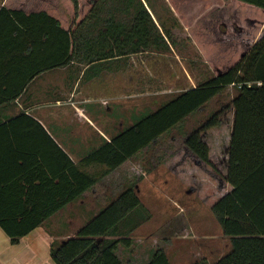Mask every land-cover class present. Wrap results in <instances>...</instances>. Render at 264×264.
Listing matches in <instances>:
<instances>
[{"label":"trees","instance_id":"trees-1","mask_svg":"<svg viewBox=\"0 0 264 264\" xmlns=\"http://www.w3.org/2000/svg\"><path fill=\"white\" fill-rule=\"evenodd\" d=\"M71 2L70 26L63 13L59 19L46 12L2 8L0 37L17 42L11 46L15 64L8 67L29 70V81L43 71L80 64L82 76L90 80L107 70H122L131 54L170 50L177 42L168 43L142 0ZM188 31L214 74L123 127L80 161L39 121L26 113L19 116L34 122L54 148L53 159L49 152L23 158L24 173L42 170L38 184L27 179L22 185L18 172L0 180V226L13 244L233 86L230 105L186 135L185 144L209 162L202 132L219 126L220 115L234 110L226 176L232 190L211 208L230 237L231 250L213 264H264V0H224L190 23ZM24 51L25 56H17ZM89 166L104 167L90 171ZM151 216L135 186L128 185L74 235L59 245L53 242L51 257L55 264H128L117 253L119 245L130 247L132 235ZM145 264L172 263L167 249L158 247Z\"/></svg>","mask_w":264,"mask_h":264},{"label":"rangeland","instance_id":"rangeland-1","mask_svg":"<svg viewBox=\"0 0 264 264\" xmlns=\"http://www.w3.org/2000/svg\"><path fill=\"white\" fill-rule=\"evenodd\" d=\"M142 1L168 43L172 44L176 39L170 50L152 49L131 54L122 70H107L90 80L82 76L84 67L80 64L54 72L53 81H66L69 77L77 82L74 105L84 108L91 102L95 107L108 106L102 108V116L97 121L103 129L98 128V133L93 128L101 143L106 142L110 134L114 136L174 95L196 87L213 71L207 59L205 61L200 54L188 27L224 0ZM235 94L236 89L230 86L215 96L204 109L164 133L99 181L95 193L105 192V196L99 195L104 198H99L92 205L86 194L83 201L77 199L72 206L57 213L47 222L46 228L57 234L71 230L74 235L124 187L134 185L152 216L132 235L130 247L119 245L117 253L120 257L129 264H145L158 247H164L172 264H193L202 260L206 255L203 252L205 248L217 247L211 239L213 236H208L217 229L211 206L232 190L226 176L234 110L220 115L222 123L219 126L202 132V138L210 149L209 162L201 161L193 154L185 144V137L199 128L211 114L230 105ZM84 114L87 115V111L84 110ZM103 167L89 166L88 170L96 171ZM60 242L57 240V245Z\"/></svg>","mask_w":264,"mask_h":264},{"label":"crops","instance_id":"crops-1","mask_svg":"<svg viewBox=\"0 0 264 264\" xmlns=\"http://www.w3.org/2000/svg\"><path fill=\"white\" fill-rule=\"evenodd\" d=\"M2 8L16 9L26 14L46 12L59 19H61L60 14L63 13L66 26H70V18L74 13L71 0H0V11ZM13 43L17 42L0 37V180L18 172L17 176L22 177L20 182L22 185L26 184L27 179L34 180V184H38L39 180H35L38 171L42 170H29L28 173L27 171L24 173V168L21 167L24 163L23 158H27V156L40 158L42 154L49 152L48 154L53 159L52 150L54 147L38 130L34 122L28 118H19V116L26 113L39 121L51 133L56 142L75 161H78L87 155L84 153L86 150L102 144L96 131L98 128H103L97 121L102 116L100 114L103 111L102 108L106 109L108 106L98 104L99 106L95 107L91 102H88L89 104L83 108L73 104V97L78 88L77 82L69 77L66 81L52 80L56 70L69 69V66L43 71L28 81L29 70L11 69L7 66L14 63L11 61ZM25 54L26 51L18 53L17 56H25ZM200 54L206 61L201 50ZM212 73L213 71L210 76L213 75ZM52 84L53 86H51ZM84 110L87 111V115L84 114ZM93 128L97 130L95 131ZM112 136L110 134L108 140ZM7 161L11 168H6ZM98 184L99 182L78 199L83 201L85 199L83 197L87 194V198L93 201L90 203L95 205L99 198H104L99 195H106L105 192L95 193ZM76 200L63 209L72 206ZM214 204L215 202L212 206ZM56 214L23 236L17 244L11 242L9 235L0 226V264H55L51 257L52 243L57 240L63 241L72 235L71 230L57 234L56 231H49L46 228L47 222ZM94 214L96 215V213ZM215 221L217 229L208 233V236H213L211 239L217 244V247L205 248L203 252L206 255L201 258L209 264L217 262L231 250L230 237L223 233L220 224L216 219ZM207 255L209 256L207 257ZM198 261L201 260H196L193 264Z\"/></svg>","mask_w":264,"mask_h":264},{"label":"flooded vegetation","instance_id":"flooded-vegetation-1","mask_svg":"<svg viewBox=\"0 0 264 264\" xmlns=\"http://www.w3.org/2000/svg\"><path fill=\"white\" fill-rule=\"evenodd\" d=\"M191 150V149H190ZM192 151V150H191ZM193 152V151H192ZM193 154H195L194 152H193ZM196 155V154H195ZM197 156V155H196ZM198 157V156H197ZM199 158V157H198ZM200 159V158H199ZM201 161H202V159H200Z\"/></svg>","mask_w":264,"mask_h":264}]
</instances>
